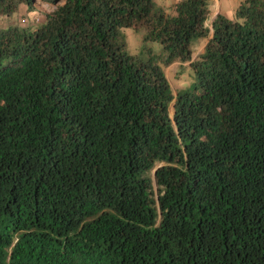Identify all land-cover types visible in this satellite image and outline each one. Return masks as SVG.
I'll use <instances>...</instances> for the list:
<instances>
[{"label": "trees", "instance_id": "16d2710c", "mask_svg": "<svg viewBox=\"0 0 264 264\" xmlns=\"http://www.w3.org/2000/svg\"><path fill=\"white\" fill-rule=\"evenodd\" d=\"M37 2L0 28V264H264V0L0 16Z\"/></svg>", "mask_w": 264, "mask_h": 264}, {"label": "rangeland", "instance_id": "374dc122", "mask_svg": "<svg viewBox=\"0 0 264 264\" xmlns=\"http://www.w3.org/2000/svg\"><path fill=\"white\" fill-rule=\"evenodd\" d=\"M156 2L160 4L162 0H156ZM212 3L213 1L210 0L209 2L210 16L213 15V10H214ZM173 6L174 5L170 7H166V9H168L171 12L173 9ZM51 9L52 7L46 3L37 2L36 9L32 13L28 14L25 21L23 20L21 21V19L24 18L22 13H14L12 15H2L0 16V28L7 27L10 25H14V24L19 25V26H27L26 24L27 21H29V23H32L31 21H40L44 17V13L51 11ZM221 13L226 15L229 18L234 17V13L229 7H227L226 9H223ZM210 18L211 17H209L207 24L210 23V20H211ZM122 32L125 36L129 51L131 53L138 54L143 45L142 36L145 32L144 29H141L139 32H136L132 29L125 28L122 30ZM204 43L205 41L203 40V41L198 42V44L195 46L194 57L203 50ZM147 45L152 47L153 50H155L156 52H159L161 49V45L157 41H148ZM165 72L171 84L173 92H176L177 90L187 86L189 83V80L191 79V76L189 74L190 70H189L188 64L180 65L177 62L173 63L165 69Z\"/></svg>", "mask_w": 264, "mask_h": 264}, {"label": "crops", "instance_id": "0c3cea01", "mask_svg": "<svg viewBox=\"0 0 264 264\" xmlns=\"http://www.w3.org/2000/svg\"><path fill=\"white\" fill-rule=\"evenodd\" d=\"M178 1L179 0H162V2H160V5L166 8L174 5ZM212 1H213L212 5L214 10H213V15L210 16L211 17L210 19H212L217 13H221L223 9H226L227 7L231 8L232 12L235 13V9L241 0H212Z\"/></svg>", "mask_w": 264, "mask_h": 264}]
</instances>
